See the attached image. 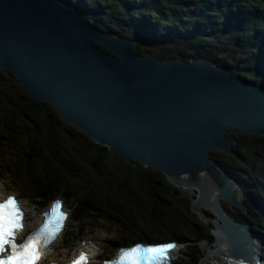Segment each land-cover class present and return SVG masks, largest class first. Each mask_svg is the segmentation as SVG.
Listing matches in <instances>:
<instances>
[{"label":"water","instance_id":"1","mask_svg":"<svg viewBox=\"0 0 264 264\" xmlns=\"http://www.w3.org/2000/svg\"><path fill=\"white\" fill-rule=\"evenodd\" d=\"M80 14L60 0H0V70L93 141L158 169L175 195L185 187L200 219L202 209L217 218L214 241L234 260H258L248 224L220 203L245 210L242 190L208 151L230 150L227 129L264 135V84L203 57L139 52ZM209 263L206 253L199 264Z\"/></svg>","mask_w":264,"mask_h":264},{"label":"trees","instance_id":"2","mask_svg":"<svg viewBox=\"0 0 264 264\" xmlns=\"http://www.w3.org/2000/svg\"><path fill=\"white\" fill-rule=\"evenodd\" d=\"M140 1L60 0L78 4L102 30L133 36L139 52L142 44L161 58H207L233 75L264 84V0ZM91 4L102 14L91 11ZM0 110V161L30 202L43 205L60 195L72 201L78 221L98 212L111 217L109 211L123 204L137 208L158 231L154 233L163 236L185 226L182 232L195 236L181 239L189 250L184 254L189 264L200 261L201 240L214 241L191 210V199L175 195L178 188L163 173L93 141L66 123L50 103L30 96L15 75L1 70ZM227 133L236 143L229 151L211 150L209 156L242 190L246 210L241 208L234 219L264 240V135L235 129ZM15 137L19 143L14 158L10 147ZM111 155L117 158L109 162Z\"/></svg>","mask_w":264,"mask_h":264},{"label":"rangeland","instance_id":"3","mask_svg":"<svg viewBox=\"0 0 264 264\" xmlns=\"http://www.w3.org/2000/svg\"><path fill=\"white\" fill-rule=\"evenodd\" d=\"M141 1H144V0H141ZM89 6H90L89 9H91V11H93L95 14H97L98 12H99V14H102V12L99 9H98L99 10L98 11L97 8L94 7V5L91 4ZM139 45H140V49H141L140 52H142V53L149 52L145 45H142V44H139ZM1 116H2V112L0 110V117ZM249 134H251V133H249ZM18 143H19V141L15 137L13 146L10 147V151H11L12 155L14 156V158H15V152L17 151L16 148H17ZM235 143H236V141H235ZM212 150L225 151L222 149H212ZM209 151H211V150H209ZM209 151H208V156H209ZM9 158L11 159L12 157H9ZM116 158L117 157H115L114 155H111L110 157L107 158V161L111 162V161L115 160ZM0 188L6 189L8 192H14L21 198V200H22V202L26 208L27 215L25 217V222L27 225L32 224L31 227H33L37 222H39V220H40L39 212H40L41 208L37 209L31 203H29L24 197L21 196L18 187L9 182L7 174L5 173L1 164H0ZM183 189H185V187H183ZM176 190L174 191V194H175ZM139 195H140V193H139ZM176 195H178V194H176ZM71 203H72V201L65 198V204H68V205H70V207H73ZM220 203H221L224 211L227 214H231L234 217H240V214H241V208L240 207L231 208L230 204L228 202L222 200V199H221ZM144 204L146 205V207H148L146 202H144ZM202 211L204 212L205 209H202ZM109 212H110V215L112 218L108 217L107 214H104L102 212H98L97 214H94L93 216L87 217L82 223H79V224L69 220V225L65 229L63 235H61L58 238L57 244H59V248L63 249L65 251L67 249V246L68 247L72 246V243H70V242H71V239L73 238V236L77 237V236L95 235L97 238V242H98L99 252L102 254H105V255H111L115 249L112 252L111 246H108L107 244H105L104 241H107L109 239L121 238L124 234H127L129 232H131V233L138 232V233L147 234L153 239H159V240L177 239V240H179L178 251L173 255L174 264H176V263L177 264H184V263L189 264V260L186 259L187 257H185V255H184V254H188L189 250L186 248L185 242L182 241L181 239L182 238L185 239L186 237L192 239L195 236H192L193 234H185L184 232H182V230H184L183 228H185V226L184 227L177 226L179 228H182V229H180V232H178V229L177 230L174 229L172 232L163 236L160 233H154V232H158V231H156L155 229H153L150 226L151 224L149 223V221L147 219H145L143 216L138 214L139 210L137 208H133V207L124 208L123 204H120V205L117 204L116 209L110 210ZM193 213H195V212H193ZM71 214L74 215V212L71 211ZM214 217H215L214 215L210 216L209 213H207V220H203V219L201 220V223L204 225V230L209 229V231H211L213 229V220L212 219ZM215 219L217 220L216 217H215ZM177 223L179 224V222H177ZM159 226L160 225L157 224L154 227L159 228ZM132 227H135V228L131 229ZM173 232H175V235L173 234ZM214 240H215V236H214ZM153 241H156V240H153ZM204 242H205L204 239L201 240L199 242L200 246H202V244H204ZM210 246L215 247V248L217 247V245H215V243H213ZM206 253H207V249L204 248L203 249V255L206 256ZM198 264H199V262H198Z\"/></svg>","mask_w":264,"mask_h":264},{"label":"snow or ice","instance_id":"4","mask_svg":"<svg viewBox=\"0 0 264 264\" xmlns=\"http://www.w3.org/2000/svg\"><path fill=\"white\" fill-rule=\"evenodd\" d=\"M24 216L16 197L9 195L7 199L0 200V264H36L45 255L41 241L47 245L55 239L67 213L61 210V202L56 201L44 213L45 220L40 227L18 240L16 233L23 229ZM175 247L174 243L147 247L137 245L122 249L114 261H106L105 264H153L166 260L168 250ZM86 260V254L81 252L73 264H82Z\"/></svg>","mask_w":264,"mask_h":264},{"label":"bare ground","instance_id":"5","mask_svg":"<svg viewBox=\"0 0 264 264\" xmlns=\"http://www.w3.org/2000/svg\"><path fill=\"white\" fill-rule=\"evenodd\" d=\"M85 4H90L88 1H83ZM63 4H65V3H63ZM67 7H70V8H72V9H74L75 11H78L79 13H81L80 15L81 16H83V17H85V16H87V17H91V15L88 13V12H86V11H84V10H82L81 8H80V6L78 5V4H76V6H74V5H68V4H65ZM89 8H90V6H89ZM83 14V15H82ZM92 18V17H91ZM102 30V29H101ZM105 52H108V53H112V51H110V50H105ZM226 133H227V130H226ZM227 135H229L228 133H227ZM230 136V135H229ZM0 194H2V197L3 196H5V194L6 193H4V191L2 190V189H0ZM29 216V215H28ZM30 217V216H29ZM213 221H215V222H218V220H216L215 219V217L212 219ZM24 221H25V216H24ZM25 230H29V229H31L30 228V225H27V224H25V228H24ZM215 229H216V227H213V230L215 231ZM57 239L55 240V243H54V245H53V247H54V249H55V251L57 252V254H56V256L52 259V260H57V259H59V258H62V257H59V253H60V250L59 249H57V248H55L56 246V244H57ZM215 243V245H217V247L215 248V247H212V246H209L208 247V251H207V254H208V258H209V260H210V262L211 263H209V264H222L223 263V259H222V256H227L228 255V251H227V249H225V248H222V247H220L218 244H217V242H214ZM205 245H207L206 243H204ZM264 247V246H263ZM262 246H260V243L258 242V240H256V242H255V245L253 246V250H257V251H260L261 252V248H263ZM177 251H178V249H177ZM176 251V252H177ZM58 255V256H57ZM220 262V263H219ZM224 262H225V260H224ZM173 264V263H172Z\"/></svg>","mask_w":264,"mask_h":264},{"label":"flooded vegetation","instance_id":"6","mask_svg":"<svg viewBox=\"0 0 264 264\" xmlns=\"http://www.w3.org/2000/svg\"><path fill=\"white\" fill-rule=\"evenodd\" d=\"M179 193H178V196L179 197H187V198H189V196H188V194H187V192H186V190L185 189H181V190H179L178 191ZM207 213H209V215L210 216H213L214 215V213L210 210V209H207ZM213 214V215H212ZM215 216V215H214Z\"/></svg>","mask_w":264,"mask_h":264},{"label":"clouds","instance_id":"7","mask_svg":"<svg viewBox=\"0 0 264 264\" xmlns=\"http://www.w3.org/2000/svg\"><path fill=\"white\" fill-rule=\"evenodd\" d=\"M153 31V30H152ZM112 32V31H111ZM122 36V35H121ZM127 37V36H126ZM130 38H133V37H130ZM134 39V38H133ZM136 41H137V43H136V48H137V45H138V40L137 39H135ZM150 53V52H149ZM152 54V53H151ZM154 55V54H153ZM194 58V57H193ZM205 59H207V58H205ZM209 60V59H208ZM213 62V61H212ZM219 65V64H218ZM233 146V145H232ZM153 168V167H152ZM158 170V169H157ZM205 210H207V209H205ZM211 233H212V230H211ZM213 234V233H212Z\"/></svg>","mask_w":264,"mask_h":264}]
</instances>
